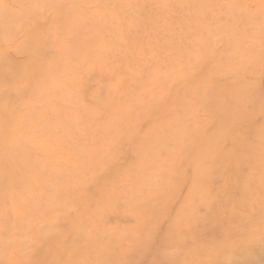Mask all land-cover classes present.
<instances>
[{
  "label": "bare ground",
  "instance_id": "1",
  "mask_svg": "<svg viewBox=\"0 0 264 264\" xmlns=\"http://www.w3.org/2000/svg\"><path fill=\"white\" fill-rule=\"evenodd\" d=\"M214 1L0 0V256L120 249L101 241L131 231L159 240L143 258L223 242L232 264H264V0L224 5L222 80L189 41ZM224 169L257 174L214 181ZM216 188L241 195L210 216ZM163 220L204 228L176 245Z\"/></svg>",
  "mask_w": 264,
  "mask_h": 264
},
{
  "label": "rangeland",
  "instance_id": "2",
  "mask_svg": "<svg viewBox=\"0 0 264 264\" xmlns=\"http://www.w3.org/2000/svg\"><path fill=\"white\" fill-rule=\"evenodd\" d=\"M249 1L250 0H247V1L241 0V1L233 2L232 0H215L214 3H216V5L218 7V10L216 12L213 11L212 15L207 18V22L210 25V29L209 30H210L211 34L208 37L203 38L204 41H202V38H197V39H196V37H190L189 38V41H192L193 43H197V40L200 42V40H201V42L203 44L202 48H201V50L204 51L203 54H205L206 52H210V53L213 54V56H211V57L216 60L217 65L219 67L223 68L221 70L222 78H218L219 80L228 78L226 76L229 74L230 71L234 70V67H232V65H230V66L227 65V64H224L223 66L219 65V63H223V61H224V59L226 57L227 58H232L233 57V55H232V53L230 51V46H232L234 41L232 39H229L228 40L229 44H228L227 41H226V38L224 37V35L220 34V31L217 34L215 33L214 26L220 20H222L223 26H226L227 23L231 24L229 21H226L224 19V16L228 12L227 7H225L224 5H226V4H234V3L235 4L241 3L242 5H245V6H247L249 8L251 6V4H252ZM228 20H231V19L229 18ZM246 22L248 23V24H246V28H248V26H251L250 22H248V21H246ZM226 31H228V30H226ZM196 35H197V33H196ZM247 36L249 37V35H247ZM220 39H222V45L224 44V47L215 45V42L220 40ZM195 55H197V54H195ZM260 55H264V50L261 52ZM206 68H207V70H209L211 68V70L214 71L215 66L211 65V67H210L209 65H206ZM252 69L253 68H250V74H251V70ZM235 70H237V69L235 68ZM209 76H213V75H209ZM263 86H264V84H263ZM226 161L233 162L234 160H226ZM230 170H232V169H230ZM228 171H229L228 169H224L223 173H220V174L218 173V175H217V173H215L213 175L212 179L215 181V179H217V178L219 179L221 176H224V177H227V178H233V177H237L239 174L241 176V172H242V176L243 177L245 175H247V177H248V175L251 174V173H247V171H246V173H245V171H241V172H238V171L228 172ZM235 173H237L236 174L237 176L235 175ZM256 174L257 173H255V174L252 173L251 175L253 177ZM256 190L257 189L253 190L254 192H251L250 196L253 195L252 193H256L255 192ZM219 192L223 193V194L225 193L222 196H224L226 199L228 197H230L229 195H231V196L232 195H236V197H234V198L231 197L232 199L235 200V198H237V197H239L241 195V193L239 191H237V190H231V191H229V193L223 192L222 190L219 191L217 188H216V190H212L210 193H212L211 196L212 195H213V197L215 196L214 197L215 201H214L213 205L210 207V209L213 210V209L216 208V210H215V212H214V210L213 211L211 210L212 212H210V210H209L210 216L212 215V213H214L215 215L216 214L224 215L226 213L225 212L226 211L225 205H227L226 204L227 202L223 201V200H225V198L224 197L222 198L221 195H220L221 197H219V195H218ZM214 193H216V194H214ZM257 193L260 194L262 192L258 190ZM259 194H258V196H259ZM245 195L247 196V194H245ZM219 198H222L223 200L219 199ZM232 199H230V198L227 199L228 200V204H230V202H231L229 200H232ZM221 200H222V202H225V203H222ZM219 202H220V204H219ZM217 205H218V207H217ZM201 208H203V207H201ZM201 208H199V209H201ZM227 209H228V206H227ZM195 210L197 211L196 207H195ZM203 210H202L203 212H206L205 207L203 208ZM202 211H200V213ZM206 215H207V213H206ZM206 215L204 216V214H203L204 217H206ZM199 216H201V214ZM207 218H208V216H207ZM199 220L198 221L190 220V222H188V220H183V221L180 222L179 225L177 224L178 222H176V225H174L173 224L174 222H173V223H170L169 226L167 224L168 222L163 220V224L161 223L162 221H160L159 222L160 225H157L158 224L157 223V224H155V226H158L159 229L162 228L161 229L162 231L165 230V228L169 229V234L168 235H170L171 240H172V241L170 240V243L178 245L177 244V239H178L179 242L181 241V243H183L185 240H188L187 238H189L188 236H190L189 233H191V236L194 235L193 232H195L196 230L200 231L201 228H204V224L203 223L205 221H208V219L207 220L204 219L203 223H201L202 221L200 222V224H202V225H199L197 223V222H199ZM140 224L141 223L135 224L133 222H128L127 224H124V226L132 229V228H134L136 226H141ZM151 225L152 224H150V226ZM171 225L173 226V228L176 227L174 229L178 233L174 232L175 230L173 228H171ZM187 225L191 229L193 228L194 230L195 229L196 230L193 231L190 228H188L186 230H189V231L191 230V231L187 232L185 230V228H184V226H186V228H187ZM195 225H196V227H195ZM142 226H144V225H142ZM147 226H149V225H147ZM152 226H154V224ZM166 226H168V227H166ZM198 226L199 227L202 226V227L199 228ZM178 227H180V228L177 229ZM197 227H198V229H197ZM171 229H173V230H171ZM182 229L185 230V232ZM181 230H182V233L180 234ZM166 231L168 232V230H166ZM198 231H196L195 234ZM183 232L185 233V236H183L184 235ZM134 233L131 234V231H129V234L127 232L126 233L124 232L123 235L121 233L118 236L117 235H115L113 237L109 236L108 239H104V240L101 241L103 244H105V243L107 244L108 243L109 245L111 244V246H113L114 243H115L116 245H114V246H120V249H106L105 248L104 250H86V249L81 250V251H69V250H67V251H64L60 255H57V254H44V253L34 254V255L33 254H21V255H15V256L4 255V256H0V258H1L0 264H169L167 261H164L165 259L162 260L163 258H165V256L168 255L167 253L165 255L163 253L162 254L163 257L161 258L160 257L161 254H159V255L158 254H153V256H151L150 254L146 255L145 252H144L145 257L143 258V256H142L143 253H139V252H141V250H142L141 248L143 247V245L148 243V242H149V244H151V242L152 243L155 242L156 244H158L157 242H159V240L157 238H153V237H152V240H151V236H153L152 234H151V236L150 235H144L145 238H143L142 237L143 235L140 232H137L135 234ZM170 237H169V239H170ZM147 238L151 242L148 241ZM166 238L168 239V236H166ZM167 239H165V240L168 242L169 239L168 240ZM222 244H224V243L221 242V246H218L216 244L217 246L215 247L213 244H211L209 242H206V244H205L206 246H204V247H207V248H203V250L197 251L196 253H191V257L190 258H185L183 255H172L174 257H176V256L178 257V258L176 257V259L174 260V258L171 257V255H168L169 256V260L168 261L171 262L170 264H200V263H202V264H207V263L208 264H232L231 262L227 261V256L225 254L220 253V252H222V249H221V247L223 246ZM219 249H221V251ZM213 253H216V254H213ZM219 253L223 257H220ZM247 257H249V256H247ZM9 258H15L17 260L15 262H9L8 263V261H6V260L9 259ZM25 258H31V260L30 261H25V260H23ZM45 258L46 259L47 258H53V259L52 260L42 261V259H45ZM57 258H58V260H55ZM171 258H173L172 260L174 262L171 261ZM218 258H219V261H218Z\"/></svg>",
  "mask_w": 264,
  "mask_h": 264
}]
</instances>
